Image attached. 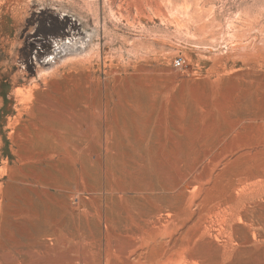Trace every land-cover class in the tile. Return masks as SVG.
Listing matches in <instances>:
<instances>
[{
	"label": "rangeland",
	"instance_id": "374dc122",
	"mask_svg": "<svg viewBox=\"0 0 264 264\" xmlns=\"http://www.w3.org/2000/svg\"><path fill=\"white\" fill-rule=\"evenodd\" d=\"M148 258L264 264V0H0V264Z\"/></svg>",
	"mask_w": 264,
	"mask_h": 264
},
{
	"label": "bare ground",
	"instance_id": "6f19581e",
	"mask_svg": "<svg viewBox=\"0 0 264 264\" xmlns=\"http://www.w3.org/2000/svg\"><path fill=\"white\" fill-rule=\"evenodd\" d=\"M15 11H16V9H15ZM60 51H62V50H60ZM56 52H57V51H56ZM45 63H46V62H45ZM43 65H44V64H43ZM148 219H149V218H148ZM106 224H107V223H106ZM163 226H164V225H163ZM158 227H159V226H158ZM160 227H162V226H160ZM109 228H110V227H109ZM163 228H164V227H163ZM148 230H149V229H148ZM155 230H156V229H155ZM164 230H165V228H164ZM143 231H144V230H143ZM103 232H104V231H103ZM152 232H154V230H153ZM160 232H161V231H160ZM157 233H158V232H157ZM154 234H156V233H154ZM154 234H153V235H154ZM131 237H132V236H131ZM167 238H168V237H167ZM102 240H103V239H102ZM113 240H114V239H113ZM167 240H168V239H167ZM116 241H117V240H116ZM161 242H162V241H161ZM107 243H110V242H107ZM127 243H129V242H127ZM127 243H126V244H127ZM134 243H135V242H134ZM156 243H157V242H156ZM165 243H166V242H165ZM167 243H168V241H167ZM116 245H117V244H116ZM128 245H129V244H128ZM162 245H163V244H162ZM164 245H165V244H164ZM174 245H175V244H174ZM74 246H75V245H74ZM109 246H111V245H109ZM130 246L132 247L133 245H130ZM165 246H166V245H165ZM167 246H168V245H167ZM114 247H116V246H114ZM114 247L112 246L111 249H113ZM131 247H130V248H131ZM133 247H134V246H133ZM171 247H172V246H171ZM127 248H128V247H127ZM130 248H128V251H131V250H129ZM165 248H166V247H165ZM169 248H170V247H169ZM173 248H174V247H173ZM118 249H119V248H118ZM176 249H177V248H176ZM135 250H136V249H135ZM161 250H162V249H161ZM173 250H174V249H172V251H173ZM71 251H72V250H71ZM126 251H127V250H126ZM128 251H127V252H128ZM163 251H164L165 253H167L165 250H163ZM89 252H90V251H89ZM113 252H114V251H113ZM160 252H161V251H160ZM164 252H163V253H164ZM68 253H69V252H68ZM71 253H72V252H71ZM115 253H116V252H115ZM117 253H118V252H117ZM125 253H126V252H125ZM128 253H129V252H128ZM132 253H133V252H132ZM158 253H159V252H158ZM168 253H169V252H168ZM168 253H167V256H168ZM171 253H172V252H171ZM69 254H70V253H69ZM69 254H68V255H69ZM72 254H73V253H72ZM72 254H71V255H72ZM173 254H174V253H173ZM179 254H180V253H179ZM62 255H63V254H62ZM68 255H67V256H68ZM126 255H127V254H126ZM133 255L135 256L136 254L134 253ZM139 255H141V254H139ZM145 255H146V254H145ZM150 255L152 256V254H150ZM154 255H157V256H158L159 254L156 253V254H153V256H154ZM169 255H170V253H169ZM67 256H66V257H67ZM73 256H74V255H73ZM118 256H119V255H118ZM120 256H121V255H120ZM137 256H138V254H137ZM75 257H76V254H75ZM86 257H87V255H86ZM128 257L130 258V256H128ZM132 257H133V256H132ZM143 257H144V255H143ZM147 257H150V256H147ZM159 257H160V256H159ZM159 257H157V258H159ZM161 257H162V256H161ZM169 257H172V254H171ZM68 258H69V257H68ZM68 258H67V259H68ZM83 258H85V257H82V259H83ZM121 258H122V257H121ZM134 258H135V257H134ZM139 258H140V257H139ZM150 258H151V257H150ZM152 258H153V257H152ZM157 258H156V260H157ZM162 258H163V257H162ZM195 258H196V257H195ZM195 258H194V259H195ZM62 259H63V258H62ZM67 259H66V260H67ZM71 259H72V258H71ZM125 259H127V258H125ZM125 259H124V260H125ZM140 259H142V257H141ZM143 259H144V258H143ZM145 259H146V257H145ZM159 259H160V258H159ZM172 259H173V258H172ZM179 259H180V258H179ZM191 259H192V258H191ZM194 259H192V260H194ZM196 259H197V258H196ZM63 260H64V259H63ZM79 260H80V259H79ZM88 260H89V259H88ZM121 260L123 261V259H121ZM132 260H133V259H132ZM138 260H139V259H138ZM148 260H149V262H150V259H149V258H148ZM152 260H153V259H152ZM70 261H71V260H70ZM80 261H81V260H80ZM126 261L129 262L130 260H126ZM126 261H125V262H126ZM141 261H142V260H141ZM143 261H145V260H143ZM154 261H155V258H154ZM154 261H152V262H154ZM181 261H182V260H181ZM185 261H186V258H185ZM190 261H191V260H190ZM195 261H196V260H195ZM109 262H112V261L110 260ZM123 262H124V261H123ZM125 262H124V263H125ZM136 262H137V260H136ZM139 262H140V261H139ZM149 262H148V263H149ZM152 262H150V263L152 264ZM165 262H166V264H167V262H169V260H168V261H165ZM165 262H164V264H165ZM172 262L174 263V260H172ZM199 262H200V261H199ZM71 263H72V261H71ZM80 263H81V262H80ZM91 263H92V262H91ZM114 263H115V262H114ZM126 263H127V262H126ZM130 263H131V262H130ZM148 263L146 262V264H148ZM150 263H149V264H150ZM154 263L157 264L156 261H155ZM158 263H161L160 260H159ZM183 263H184V262H183ZM68 264H69V263H68ZM128 264H129V263H128ZM132 264H133V263H132ZM161 264H163V262H162ZM181 264H182V263H181Z\"/></svg>",
	"mask_w": 264,
	"mask_h": 264
},
{
	"label": "built area",
	"instance_id": "2783aa9c",
	"mask_svg": "<svg viewBox=\"0 0 264 264\" xmlns=\"http://www.w3.org/2000/svg\"><path fill=\"white\" fill-rule=\"evenodd\" d=\"M173 65L176 66V67H179V66H181V61L178 58H176L173 61Z\"/></svg>",
	"mask_w": 264,
	"mask_h": 264
}]
</instances>
